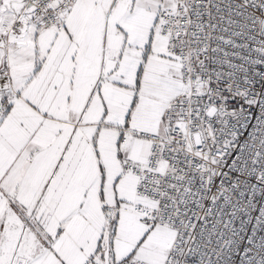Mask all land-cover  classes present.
<instances>
[{
	"label": "snow or ice",
	"instance_id": "1",
	"mask_svg": "<svg viewBox=\"0 0 264 264\" xmlns=\"http://www.w3.org/2000/svg\"><path fill=\"white\" fill-rule=\"evenodd\" d=\"M0 264H264V0H0Z\"/></svg>",
	"mask_w": 264,
	"mask_h": 264
}]
</instances>
